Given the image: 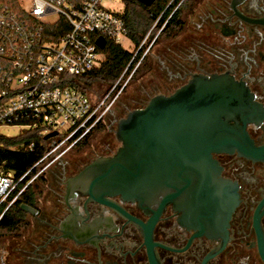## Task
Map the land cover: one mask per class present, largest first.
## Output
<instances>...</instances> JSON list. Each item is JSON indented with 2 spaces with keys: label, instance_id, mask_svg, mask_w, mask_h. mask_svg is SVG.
I'll list each match as a JSON object with an SVG mask.
<instances>
[{
  "label": "flooded vegetation",
  "instance_id": "1",
  "mask_svg": "<svg viewBox=\"0 0 264 264\" xmlns=\"http://www.w3.org/2000/svg\"><path fill=\"white\" fill-rule=\"evenodd\" d=\"M176 11L180 27L140 69L132 100L111 114L108 132L59 158L37 181L33 200L25 204L34 213L24 212V230L0 239V264H264V152L212 155L235 207L226 225L215 219L204 230L173 205L158 215L155 203L68 192L69 179L116 154L119 120L194 77H227L246 90L248 118L232 122H247L252 148L264 149V0H181Z\"/></svg>",
  "mask_w": 264,
  "mask_h": 264
},
{
  "label": "water",
  "instance_id": "2",
  "mask_svg": "<svg viewBox=\"0 0 264 264\" xmlns=\"http://www.w3.org/2000/svg\"><path fill=\"white\" fill-rule=\"evenodd\" d=\"M139 1L147 7L155 2ZM98 47L103 50L105 42ZM246 95L230 78L194 77L171 96L153 97L118 121L114 134L121 146L116 154L69 179L68 192L80 190L98 201L119 196L142 206L155 203L158 215L173 205L198 230L215 219L226 225L235 202L212 155L264 152L252 148L244 132L247 122H232L248 118ZM20 209L34 213L25 204Z\"/></svg>",
  "mask_w": 264,
  "mask_h": 264
},
{
  "label": "built area",
  "instance_id": "3",
  "mask_svg": "<svg viewBox=\"0 0 264 264\" xmlns=\"http://www.w3.org/2000/svg\"><path fill=\"white\" fill-rule=\"evenodd\" d=\"M113 1L16 0V9L0 5V129L35 131L45 137L55 133L39 164L93 133L119 90L116 84L101 100L93 101L69 81L100 67V41L121 46L128 42L133 48L123 11L109 6ZM150 32L135 55L143 50ZM15 186L11 175L0 173V207L15 201L8 202Z\"/></svg>",
  "mask_w": 264,
  "mask_h": 264
},
{
  "label": "trees",
  "instance_id": "4",
  "mask_svg": "<svg viewBox=\"0 0 264 264\" xmlns=\"http://www.w3.org/2000/svg\"><path fill=\"white\" fill-rule=\"evenodd\" d=\"M180 1L155 0L151 6L147 7L139 0H121L124 8L123 19L133 50L130 51L121 45L107 42L101 52L103 58L100 67L85 75L69 78V81L84 93H86V88L96 82L105 84L109 88L117 84L119 88L124 76L133 71L142 57V49L136 55L135 52L144 37L151 31L150 38L155 35L169 38L180 27L182 20L176 11ZM0 5L8 9L17 8L16 0H0ZM161 14L158 25L152 29L154 22ZM165 22L164 28L160 31ZM102 128V123H99L94 132ZM88 137L73 146V149L83 150ZM48 147L49 140L35 131H22L15 137L0 135V173L11 175L16 185L8 198V202L13 199L15 201L10 206L3 204L0 207V213L6 210L0 219V237L18 233L26 228L27 221L20 205L30 204L33 200L34 189L29 182L33 179L35 182L44 181L41 176L36 177L37 167L45 157Z\"/></svg>",
  "mask_w": 264,
  "mask_h": 264
},
{
  "label": "rangeland",
  "instance_id": "5",
  "mask_svg": "<svg viewBox=\"0 0 264 264\" xmlns=\"http://www.w3.org/2000/svg\"><path fill=\"white\" fill-rule=\"evenodd\" d=\"M21 1L25 2V0H21ZM109 6L110 8L118 12H122L124 10L123 4L120 0H114ZM167 41H168L167 38L160 37L159 35H155L153 38H150L149 36L147 42L145 43L143 47L142 54H145L143 61L141 62V64H139V67L137 68V70L134 72L133 75L128 74L124 76L120 84L118 92L114 94L111 101L107 105V111L103 114V121H102L103 128L99 131H95L91 133L87 140L88 143L89 142L91 143L94 140L101 138L108 132L107 124L109 122V119L111 118L110 117L111 114L117 115V110L118 111L122 110L123 106L128 101L132 100L131 98H133V95L136 92L137 87H138L140 69L150 62V59L152 58L153 54H155V51L157 50V48L164 45ZM122 45L125 49H128L130 51L133 50L131 45L128 42H124ZM110 89L111 88H109L107 85L96 82V83H92L88 88H86V94L93 101L101 100L103 96H105L110 91ZM18 132L19 131L14 128L0 129V134L6 137H15L18 134ZM77 152H80V151H77L76 149H73V148L68 149V150L62 149L58 156L48 157L37 167L38 175L36 177L41 176L42 178H45L47 176L48 171L53 170L57 166L59 158H64V157L73 155ZM31 184L33 185V189L37 190V187H36L37 181L35 182V180L33 179ZM4 237H6V235H3L2 237H0V239Z\"/></svg>",
  "mask_w": 264,
  "mask_h": 264
}]
</instances>
